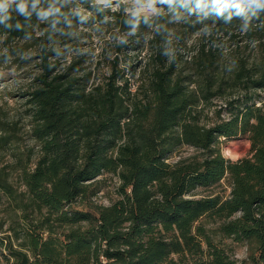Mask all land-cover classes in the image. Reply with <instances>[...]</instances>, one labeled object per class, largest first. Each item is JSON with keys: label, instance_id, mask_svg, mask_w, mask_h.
I'll return each instance as SVG.
<instances>
[{"label": "trees", "instance_id": "trees-1", "mask_svg": "<svg viewBox=\"0 0 264 264\" xmlns=\"http://www.w3.org/2000/svg\"><path fill=\"white\" fill-rule=\"evenodd\" d=\"M152 1L159 10L139 16L123 3L108 12L93 0H0L2 44L39 47L25 100L36 157L20 167L21 190L0 171V190L29 223L14 247L0 222L7 264H264V0ZM105 15L121 31L151 29L156 44L175 22L196 36L179 63L159 46L138 70L120 66L118 40L106 68L76 43L61 66L53 40ZM240 136L248 154L224 156L222 138ZM184 145L196 151L170 160ZM105 173L117 197L93 204ZM223 180L228 194L203 193ZM214 234L244 242L247 256Z\"/></svg>", "mask_w": 264, "mask_h": 264}, {"label": "rangeland", "instance_id": "rangeland-1", "mask_svg": "<svg viewBox=\"0 0 264 264\" xmlns=\"http://www.w3.org/2000/svg\"><path fill=\"white\" fill-rule=\"evenodd\" d=\"M99 4L101 10H116L120 4L125 5V12L131 15L152 16L158 10L159 6L152 0H93ZM86 15L93 16L94 13L84 10ZM93 18V17H92ZM185 32V33H183ZM60 33V32H59ZM180 34L183 35L180 37ZM67 38L57 36L55 43L56 49H61V66H64L73 57V43L78 44V54L85 56L87 60L94 63H100V67L106 68L107 62L115 55L114 43L118 40H124L127 44L122 47L120 54V66L124 64L136 63V70L142 66L148 55L154 52L155 48L162 46L163 52L169 59L172 57L182 60L191 49V44L196 36L185 31V27L180 22L169 24L168 28L162 30L158 36L159 43L156 44L152 38L151 29L147 31H121L115 27V21L110 15H105L101 21L77 26L70 30ZM69 38H75L69 41ZM63 39H68L64 42ZM57 42V43H56ZM39 52L37 44H31L30 40L16 39L13 41V49L8 50L6 45L2 44L0 38V130L9 134L10 140L4 142L0 139V171L18 190L23 188L20 179V167L29 164L34 160L38 149L37 142L31 136L30 118L28 115V106L25 103L26 92L31 87L32 75L37 71L36 56ZM76 54V52L74 53ZM87 64V63H86ZM222 99H215V105L204 109V121H211L215 118L213 111L223 103ZM226 116V112L223 111ZM5 144H4V143ZM250 142L245 136L236 138H222L221 151L224 156L230 159H237L247 155ZM196 150L192 146L184 145L179 148L170 160H176L180 156H188ZM101 188L95 195L90 197L93 204H109L117 197L116 187L117 178L109 173L100 176ZM230 187L226 180L215 186L212 190L203 191L204 194L218 192L226 195ZM13 203L0 190V222L3 223L1 235L5 237V242L14 247L19 246L24 238L23 232L26 231L29 223L20 216L14 214ZM15 218V219H13ZM204 221V220H203ZM217 223H208V226H216ZM214 241L220 243L227 252L232 254L238 260L245 258L248 254L247 246L244 242H238L230 237H224L220 234H214ZM8 249L0 248V264H7Z\"/></svg>", "mask_w": 264, "mask_h": 264}]
</instances>
